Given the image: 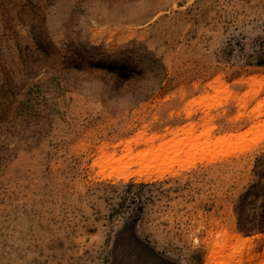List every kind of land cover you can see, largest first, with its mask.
Here are the masks:
<instances>
[{
    "label": "rangeland",
    "instance_id": "rangeland-1",
    "mask_svg": "<svg viewBox=\"0 0 264 264\" xmlns=\"http://www.w3.org/2000/svg\"><path fill=\"white\" fill-rule=\"evenodd\" d=\"M224 232L263 254L264 0H0V264H205Z\"/></svg>",
    "mask_w": 264,
    "mask_h": 264
},
{
    "label": "bare ground",
    "instance_id": "bare-ground-1",
    "mask_svg": "<svg viewBox=\"0 0 264 264\" xmlns=\"http://www.w3.org/2000/svg\"><path fill=\"white\" fill-rule=\"evenodd\" d=\"M158 137V136H157ZM150 143V142H149ZM195 145V144H194ZM193 145V146H194ZM195 147V146H194ZM197 147V145H196ZM195 147V148H196ZM178 149V148H177ZM198 149V148H197ZM222 153V152H221ZM220 153V154H221ZM219 154V152H218ZM229 155V154H233V152H227L225 153V155ZM178 155H182L181 152L180 154ZM183 156V155H182ZM212 156V155H211ZM219 156V155H218ZM231 156V155H230ZM169 157V156H168ZM227 157V156H226ZM218 158V157H217ZM222 158V157H220ZM197 159V158H196ZM214 159V158H213ZM180 160V159H179ZM201 160V159H199ZM210 161V160H209ZM212 161V160H211ZM196 162V161H195ZM169 164V163H168ZM167 164V165H168ZM190 166V165H188ZM157 167V166H156ZM191 167V166H190ZM164 168V167H163ZM165 173V172H164ZM162 172L159 173V175L157 177H163V174ZM142 174V173H141ZM167 174V173H166ZM139 176V175H138ZM142 176V175H141ZM130 177V176H129ZM251 238V237H250ZM250 238L248 236H241L239 234H236V233H229V232H224L221 237L216 241V246L215 248L213 249L212 253L209 254L207 256V258L205 259L206 262L205 264H215L216 262V258H217V255L229 244L233 241V240H236L239 244V246L237 247L238 249V252L241 251L244 246L246 247V243H251V246H250V250H249V254H248V257L246 259H241L239 261H237L236 263H233V261L231 260L230 264H249L250 262L252 261H258L260 262V264H262L264 261L263 259H261L262 257H264V252H262L263 254H261L257 259L255 258V254L253 255L252 252H254V245H252V242L250 241ZM245 252V250H243ZM239 253H242V252H239ZM234 254L235 252L231 251L230 252V255H229V259H232V257H234ZM246 254V252H245ZM244 254V255H245Z\"/></svg>",
    "mask_w": 264,
    "mask_h": 264
},
{
    "label": "trees",
    "instance_id": "trees-1",
    "mask_svg": "<svg viewBox=\"0 0 264 264\" xmlns=\"http://www.w3.org/2000/svg\"><path fill=\"white\" fill-rule=\"evenodd\" d=\"M139 186V187H143V186H146V185H148V183H139V184H135V183H130L129 185H128V187L130 188V189H132V187L133 186ZM250 192H248V194H249Z\"/></svg>",
    "mask_w": 264,
    "mask_h": 264
}]
</instances>
